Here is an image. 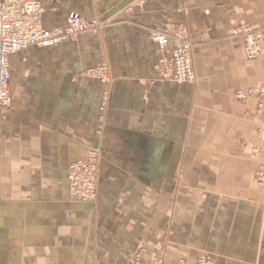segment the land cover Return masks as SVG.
Here are the masks:
<instances>
[{
	"label": "crops",
	"instance_id": "crops-1",
	"mask_svg": "<svg viewBox=\"0 0 264 264\" xmlns=\"http://www.w3.org/2000/svg\"><path fill=\"white\" fill-rule=\"evenodd\" d=\"M38 1L46 29L63 26L68 11L103 27L9 57L11 105L0 109V264H133L139 249L140 264H153L159 250L163 264L192 261L198 250L230 264L238 247L246 262L262 239L252 238L250 210L232 190L249 172L233 163V134L245 130L232 125L231 93L264 83V43L250 63L231 31L262 26L264 0ZM155 32L190 40L195 84L161 79ZM101 64L105 83L93 75ZM217 103L231 105L225 117L213 118ZM245 106L237 104L235 116ZM90 148L100 150L98 196L75 202L66 170Z\"/></svg>",
	"mask_w": 264,
	"mask_h": 264
},
{
	"label": "built area",
	"instance_id": "built-area-1",
	"mask_svg": "<svg viewBox=\"0 0 264 264\" xmlns=\"http://www.w3.org/2000/svg\"><path fill=\"white\" fill-rule=\"evenodd\" d=\"M43 7L38 0H0V109L9 108V57L28 48L54 49L62 42L73 40L80 34H97L103 27L96 18H87L75 11H68L63 26L46 29L42 25ZM232 37L243 40V55L246 60L256 58L264 41V24L253 28L247 24L235 26ZM157 47V61L154 69L162 80L179 85H193L195 71L193 67V44L190 40L177 36L155 32L151 35ZM101 83L109 80L105 64L99 65L94 71ZM235 98L245 100L254 98L256 110L264 118V86L246 91L237 90ZM100 153L90 148L81 160L73 161L66 171L71 199L78 202L95 201L99 182ZM198 264H211L208 258H201Z\"/></svg>",
	"mask_w": 264,
	"mask_h": 264
},
{
	"label": "rangeland",
	"instance_id": "rangeland-1",
	"mask_svg": "<svg viewBox=\"0 0 264 264\" xmlns=\"http://www.w3.org/2000/svg\"><path fill=\"white\" fill-rule=\"evenodd\" d=\"M253 28H257V27H253ZM263 43L264 41L262 42V44ZM242 50H243V45H242ZM260 53H261V49H260ZM256 58L248 61L251 63L252 61L256 60ZM249 86L250 87L248 89L260 88L264 86V83L261 82L250 83ZM237 90H242V89L241 87L233 89L231 93L232 107L229 103L214 104V108L212 105V116L213 118L214 116L225 117L224 114L227 113L226 105L228 104L230 105L231 109L234 110L232 125L236 128H239V126L241 127L242 124L244 126L245 131H243V133L233 134V146H234L233 163L235 164L241 162L243 165H245V168L248 169L247 173L249 172L248 173L249 181L247 183H239L238 185L240 186L239 188L235 187L236 183L234 182V185H232L233 187L232 190H233V194H240V197H242L240 199L241 201H239V204L244 207H248L250 210L249 211L250 213L246 215V218L248 219V226H249L247 228L251 232L252 238L256 240L262 239V241H261V246L257 245L248 248L249 251H251V253L248 252V255L245 257L247 260H245L246 262L244 263L240 262L239 252H241L242 249L240 247L237 248L238 256L234 255L233 257L231 256L228 257H231V259H233V261L230 260L231 261L230 264H264V245H263L264 244V118H262L261 114H258L256 111L254 113H251L252 110L254 109L256 110L257 108L256 99L247 98L245 100H238L235 98V92ZM246 90L243 89L242 91H246ZM247 102L249 103L251 102V105L247 106ZM245 103L246 106L242 110V114L235 116V114L237 115V110L233 108L237 104H245ZM224 124L225 123L222 122L221 119L217 120V126H224ZM213 169L215 170V168ZM216 186L217 187L223 186V183L216 184ZM227 189H229V183H227ZM198 195L201 196V193L198 192ZM216 197L217 195L215 196V198L212 197V205L216 202ZM203 200L206 201V198L203 197L202 201ZM236 201H237L236 199L231 200V202L233 203H236ZM170 236L171 235L169 234V237ZM142 254H143L142 249L137 250L136 257L133 259V264H140L139 256ZM164 254H165L164 250L162 252L159 250L157 256H154V258L152 259L153 264H163ZM201 258H208L211 260V264H218L217 260L219 259V256L216 255L214 252L211 253L210 251L207 250H198L197 255L192 261L188 260V258L183 256V257H179L176 260V262L177 264H198Z\"/></svg>",
	"mask_w": 264,
	"mask_h": 264
},
{
	"label": "bare ground",
	"instance_id": "bare-ground-1",
	"mask_svg": "<svg viewBox=\"0 0 264 264\" xmlns=\"http://www.w3.org/2000/svg\"><path fill=\"white\" fill-rule=\"evenodd\" d=\"M195 82H196V75H195ZM195 84V83H194ZM94 149H96V150H98V151H100L98 148H94ZM99 164H100V161H99ZM69 166V165H68ZM68 168V167H67ZM67 171V170H66ZM98 182H99V178H98ZM98 190H99V188H98ZM68 191H69V189H68ZM97 196H98V193H97ZM97 196H96V198H97ZM71 197V196H70ZM96 200V199H95Z\"/></svg>",
	"mask_w": 264,
	"mask_h": 264
}]
</instances>
